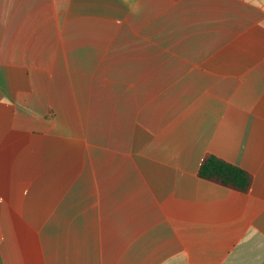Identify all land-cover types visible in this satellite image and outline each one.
<instances>
[{"label": "crops", "instance_id": "1", "mask_svg": "<svg viewBox=\"0 0 264 264\" xmlns=\"http://www.w3.org/2000/svg\"><path fill=\"white\" fill-rule=\"evenodd\" d=\"M0 233V264H264V0H0Z\"/></svg>", "mask_w": 264, "mask_h": 264}, {"label": "trees", "instance_id": "2", "mask_svg": "<svg viewBox=\"0 0 264 264\" xmlns=\"http://www.w3.org/2000/svg\"><path fill=\"white\" fill-rule=\"evenodd\" d=\"M199 177L239 193H248L253 178L247 171L213 155H208L199 169Z\"/></svg>", "mask_w": 264, "mask_h": 264}, {"label": "built area", "instance_id": "3", "mask_svg": "<svg viewBox=\"0 0 264 264\" xmlns=\"http://www.w3.org/2000/svg\"><path fill=\"white\" fill-rule=\"evenodd\" d=\"M1 239H2V236H1V233H0V241H1Z\"/></svg>", "mask_w": 264, "mask_h": 264}]
</instances>
